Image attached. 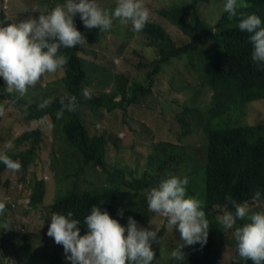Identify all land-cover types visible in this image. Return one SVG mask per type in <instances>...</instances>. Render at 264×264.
<instances>
[{
    "label": "trees",
    "instance_id": "1",
    "mask_svg": "<svg viewBox=\"0 0 264 264\" xmlns=\"http://www.w3.org/2000/svg\"><path fill=\"white\" fill-rule=\"evenodd\" d=\"M10 1H2L0 13H7ZM46 1L49 4L55 0ZM59 1H62L61 4L65 3V0ZM143 2L150 11L149 0H143ZM173 2V5L161 9L159 13L177 25L188 42L182 47H176L165 30L157 25L152 27L148 35L153 38V42L161 52V62H167L171 58L185 54L191 56L197 53L201 56V80L197 84H189L186 88L181 89L190 93L192 102L194 103L199 90L206 84L211 89L204 96V99L209 100V107L214 105L229 106L231 97L240 103V109L253 102L254 99H264V71L251 67L249 49L253 46L249 42V34L239 30L238 17L232 20L228 19V14L223 10L225 0H173ZM244 2L248 7L238 9V12L255 13L261 18L262 26H264V0H244ZM6 3L8 6L4 8ZM213 21H217L216 31L210 26ZM74 24L77 30L83 34L85 26L79 14H76ZM124 25V27L116 26L115 35L125 34V38L134 36L135 32L131 22H124ZM200 37L203 40L198 43ZM207 45H210V49L207 51L208 58L204 59L202 54ZM80 46L60 49V54L69 58L67 65L63 67L66 74L63 77V82L70 96H78L82 85L91 83L83 58L79 56L82 52ZM232 65L233 69L229 71ZM229 72L230 74H228ZM115 85L117 89L109 95L102 94L100 97L91 95V99L88 100L80 95L81 102L79 104L94 116H100L104 112L112 113L108 121L114 120L115 110H122L123 115L127 117L126 105L136 100L137 92L146 93L147 90L139 84L131 88L128 79L124 80L121 87L116 82ZM232 85H235L237 89L236 95H233L229 90V86ZM5 87V82L0 77V106L5 108L7 105L9 108L16 109L25 117L28 124H35L18 140V144L25 141L28 149L14 151L12 156L25 153L29 157V162L35 159L37 147L42 141V129L38 126L37 121L49 116L56 126H60L65 143L76 154H79L84 159V163L89 164L93 171L108 180L110 185H105L95 191L71 189L59 196L48 207L52 214L67 215L68 212H72L73 218L81 221V235L87 231L83 224L84 218L90 213L91 207L97 205L102 211L106 210L111 218L117 220L124 227L127 226L128 217L135 219L143 228L150 222L152 225L161 223L162 230L157 232L159 244L152 245L156 254L152 264H218L214 258L217 254L215 248L219 246L216 239L221 235L219 231L223 226L220 223L212 226L211 222L217 218L216 215H218L220 207L225 208L231 205L225 200V196L230 195L238 203L245 205L249 210V215L254 211L264 210L261 208V205L264 204V121L254 126L234 125L224 130H218L201 122L196 114L197 108L192 106L184 112L190 116V121L188 122L185 118L180 121L181 126L190 131V147L187 154L182 152L183 145L163 140L147 144L146 152L144 151L132 163L128 153L134 154L136 142L130 137L124 141L118 134L112 133L108 137V142L105 135L91 136L84 116L76 110L72 112L65 110L61 119L56 118V113L62 107L61 97L54 98L52 103L41 113L37 107L30 101L24 100L19 94L7 93ZM116 98H119L117 102L114 101ZM208 114L210 116V111ZM2 117L0 116V119ZM122 124L128 126L127 119L123 120ZM134 134L136 133L134 132ZM197 137H203L204 142L195 144ZM112 146L117 151V161H126L131 164V167L121 166L116 161L113 163L107 161V152ZM226 151H232L234 157L226 158ZM175 159L186 161L182 170L167 168V165ZM187 159H191L192 165L187 164ZM29 162L26 163L25 170L28 169ZM1 173L4 172L0 171V175ZM198 173H200L199 176H197ZM170 174L181 178L188 177L187 196L202 202L201 209L205 211L206 219L210 223L208 238L210 233L213 237L210 241L207 239V243L203 246L196 243L184 247L185 256L182 261L171 256L166 263H163L160 260L159 246L162 242L172 241V238L167 236L169 233L179 235L181 239L179 231L176 228L168 227L167 218L149 210L147 202L145 203L146 197L141 198L133 210L118 208L116 202L123 189L149 190L158 186L161 178ZM127 176L130 178L128 179ZM234 179L236 180L235 184H233ZM197 180L201 183L200 189L195 186ZM257 191L261 193V196L258 200H254L253 196ZM1 201L2 197L0 196ZM30 207L34 209L36 206L31 205ZM120 210H123L122 216ZM237 222H239L238 226H242L249 221L245 219ZM151 228L150 230L155 231ZM5 241L8 243L9 239L5 237ZM182 244L183 241L180 245ZM180 245L175 244L173 250ZM13 246L15 247L14 244ZM4 257V255H0V264H4ZM234 264H252V261L241 259L237 253V260Z\"/></svg>",
    "mask_w": 264,
    "mask_h": 264
},
{
    "label": "rangeland",
    "instance_id": "2",
    "mask_svg": "<svg viewBox=\"0 0 264 264\" xmlns=\"http://www.w3.org/2000/svg\"><path fill=\"white\" fill-rule=\"evenodd\" d=\"M2 1L0 0V6ZM59 3L62 1L55 0L48 4L46 0H11L7 13H0V24L6 25L26 20L29 17H38L39 12L46 14L51 10L50 8ZM97 3L109 14L116 7V0H97ZM173 4V0H149L152 11L150 16L154 15V22L165 28L177 45H183L188 40L181 30L159 14L161 9ZM6 6H8L7 3L4 8ZM113 19L119 26H125L120 19ZM216 24L217 21L210 24L215 31L217 30ZM85 40L87 43L83 44L82 53L79 56L83 58V62H87L92 75L96 77V84L98 80L118 75L116 83L127 78L131 88L140 84L147 90L146 93L137 92L136 100L126 105L127 117L123 115L122 110H115L113 121H108L112 114L109 112H104L100 116L90 114L83 105L79 104L81 98L75 96L78 104L76 112L84 116L91 136L105 135L108 140L110 134L116 133L124 141L130 137L136 142L134 154L128 153L132 163L144 151L146 152L147 144L163 140L183 145L182 152L187 154L190 147V131L186 127H182L180 121L183 118L190 121V116L184 112L192 106L197 108L196 114L201 122L218 130H224L234 125L254 126L264 121V100L256 101L257 99H254L253 102L240 109V103L231 97L229 106L214 105L209 107V100L204 99L205 94L211 90L208 84L201 87L194 103L192 102L190 93L181 89L186 88L189 84H197L202 78V60L197 53L173 59L169 64L163 65L159 73L150 77L155 68V61L159 57L156 48L149 47L150 39L144 35L125 38V34L111 36L109 30L100 31L99 28H92L86 29ZM202 40L203 38L200 37L198 43ZM209 49L210 45L204 47L202 54L204 59L208 58L207 51ZM250 59L252 60V56ZM232 69L233 65L229 71ZM63 76V69H59L56 73L45 74L35 86L28 88L22 98L30 101L41 113L44 112L45 108L38 107L43 100L50 99L52 101L57 97L70 96L65 88ZM92 88L96 91L97 96L100 93L108 94L113 89L112 86L107 89L97 86L96 88L92 86ZM229 90L233 95H236L235 85L229 86ZM208 111H210V116ZM46 118L53 127L42 129V141L37 147V156L30 162L25 153L15 156H12V153L28 149L25 141L18 144V140L35 124H28L19 111L9 108L7 105L3 117L0 119V154H5L22 165L20 171L13 172L0 162V171L4 172L0 175V196L2 197L1 202L6 204L5 212L0 214V255L5 256L4 264H71V261L65 257L63 246L57 245L54 239L47 235L52 215L48 207L59 196L71 189L95 191L105 185H110L103 175L93 171L91 166L85 164L84 159L65 143L60 126H56L49 116ZM125 119L128 121V126L122 124ZM202 142H204L203 137L195 139L197 145ZM232 157H234V153L226 151V158ZM107 161L110 163L116 161L121 166L131 167V164L126 161H117V151L114 146L110 147L107 152ZM27 162H29V167L25 170ZM185 162L175 159L167 165V168L182 170ZM187 164L192 165L191 159H187ZM98 171L101 172L99 169ZM127 178L130 177L127 176ZM195 186L200 189L201 183L197 180ZM146 191L123 189L116 206L133 210L138 201L146 197ZM35 195L37 197H34ZM31 205L36 207L33 209L30 207ZM261 208L264 209V204L261 205ZM224 211L226 209L220 207V211L216 215L217 218L211 222L212 226L219 223V217ZM138 226L142 227L139 224ZM144 228L149 230L151 228L158 232L162 230V225L161 223L152 225L150 222ZM233 232L234 228L228 230L222 228L219 231L221 235L216 239L219 246L215 248L217 254L214 256L218 264H234L237 260L238 252ZM167 236L172 238V241L162 242L159 246L160 260L163 263H166L171 257L174 245L182 243L179 235L169 233ZM5 237L9 239L8 243H6ZM212 237L213 235L210 233L208 241Z\"/></svg>",
    "mask_w": 264,
    "mask_h": 264
},
{
    "label": "clouds",
    "instance_id": "3",
    "mask_svg": "<svg viewBox=\"0 0 264 264\" xmlns=\"http://www.w3.org/2000/svg\"><path fill=\"white\" fill-rule=\"evenodd\" d=\"M247 7L244 0H239V3L238 0H225L223 10L228 14L229 20L239 18L238 28L249 34L248 39L253 46L249 49L250 65L255 70L264 71V26L261 18L255 13L238 12V9ZM50 9L46 14L39 12L38 17H29L6 25L0 24V77L5 81V91L9 94L16 92L23 97L28 88L35 86L41 77L56 73L59 69H63L65 76L63 67L67 65L69 58L60 54V49L73 48L77 45H81L82 49L83 44L87 43L86 29L109 30L111 36H115V28L118 24L113 18H118L122 22H131L134 36L144 35L150 39L149 47L156 48L159 58L155 61V68L150 77L159 73L161 67L169 64L173 59L190 56L185 54L161 62V52L148 32L154 25L163 27L154 22V15L150 16L152 11L144 5L143 0H116V7L111 14L101 8L97 0H78V2L65 0V3H59ZM76 14L80 15L85 26L83 34L74 24ZM160 16L166 18L161 14ZM166 19L173 24L168 18ZM165 32L176 47H182L174 42L166 30ZM84 63L91 83H84L78 96L83 95L85 100L91 99V95L97 96L92 86L105 89L113 87L110 93H100L99 97L102 94L109 95L117 89L115 80L118 75L98 80L96 84V77L92 75L87 62ZM124 80L118 82L119 87L123 86ZM75 96L60 98L62 107L56 113L58 120L63 117L65 110L69 112L76 110L78 104ZM118 100L119 98H116L114 101ZM51 103L50 99H45L38 107L44 109ZM4 113L5 108L0 106V116ZM37 124L41 129L53 127L46 117L39 119ZM0 162L13 172L20 171L22 167L18 161L5 154H0ZM235 183L234 179L233 184ZM188 184L187 176L181 178L169 175L161 178L158 186L145 192L148 208L167 218L169 228H176L179 231L183 244L174 249L171 256L181 261L185 256L184 247L196 243L203 246L207 243L210 227L205 211L201 209L202 202L187 196ZM260 196L261 193L257 191L253 199L258 200ZM225 200L231 205L225 207L226 211L219 217V223L226 230L234 228L233 236L239 257L252 261V264H264V210L249 215L248 208L230 195H226ZM5 210L6 204L0 202V214ZM120 215H123V210H120ZM246 217L249 222L238 226L237 221ZM83 224L87 231L81 235V221L73 218L72 212H68L67 215L53 213L50 218L47 235L53 238L57 245L63 246L65 257L71 261V264H152L156 255L152 245L159 244L156 230L138 226L137 221L132 217H128L125 228L97 205L91 207Z\"/></svg>",
    "mask_w": 264,
    "mask_h": 264
}]
</instances>
